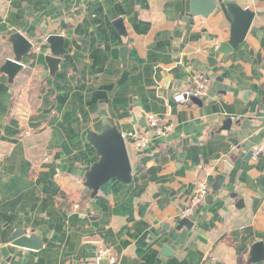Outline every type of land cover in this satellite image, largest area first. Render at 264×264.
I'll return each instance as SVG.
<instances>
[{
	"label": "crops",
	"instance_id": "1",
	"mask_svg": "<svg viewBox=\"0 0 264 264\" xmlns=\"http://www.w3.org/2000/svg\"><path fill=\"white\" fill-rule=\"evenodd\" d=\"M182 2L0 0V264H99L100 243L118 264H264L249 262L252 245L264 247V154L252 156L264 140V0H235L254 18L228 53L219 51L230 34L221 10L189 16ZM14 33L32 42L34 57L9 83L1 66L14 56ZM51 34L65 49L53 75L44 59ZM197 74L206 95L175 102ZM148 114L172 129L139 150L131 135L149 133ZM105 125L125 137L132 181L107 182L89 203L84 175L98 155L86 129ZM199 179L211 198L193 209L192 228L176 231ZM19 229L38 248L13 244Z\"/></svg>",
	"mask_w": 264,
	"mask_h": 264
},
{
	"label": "water",
	"instance_id": "2",
	"mask_svg": "<svg viewBox=\"0 0 264 264\" xmlns=\"http://www.w3.org/2000/svg\"><path fill=\"white\" fill-rule=\"evenodd\" d=\"M183 14L199 15L207 17L215 9H220L224 17L230 23V34L228 41L221 43L220 52L228 53L232 49L238 47L245 39L248 30L251 27L254 13L239 6L235 0H183ZM121 35L125 36L122 19L117 18L113 22ZM10 42L13 49V58H8L1 66V71L7 76L8 82L12 83L14 77L22 69L24 59L31 48L32 42L23 36L21 33H14L11 35ZM49 45V54L45 55L44 59L49 68L51 75L55 74L58 65L61 61L60 55L65 53L63 48L64 39L59 34H51L46 38ZM127 48L121 47L120 55L123 62L126 60ZM191 99L198 101L197 97L191 96ZM201 102V101H200ZM231 127V120L226 119L223 123L222 129L229 130ZM87 140L94 148L98 155V159L94 162L84 175V191L89 195V203L94 201L99 189L111 180H116L123 184H129L132 181V166L127 150V142L122 133L115 125H105L101 132H95L90 128L86 129ZM234 145L237 141L231 139ZM251 154V152L249 153ZM237 158V153L231 152L224 163L223 171L215 176L212 183V191L217 192L227 175H229L232 165ZM211 198L210 195L206 198ZM146 204L141 206V210L146 208ZM174 229L178 231L183 226L187 229L192 228L194 222L188 217H183L176 221ZM177 239L175 233L164 247L165 252H172L168 245L172 244L173 240ZM13 244L23 247L30 246L31 248H38V238L33 234L27 235L25 229H19L13 233L11 238ZM170 251V252H169ZM264 260V247L262 242H256L252 245L249 253V262L258 263ZM99 264H103L102 262Z\"/></svg>",
	"mask_w": 264,
	"mask_h": 264
},
{
	"label": "built area",
	"instance_id": "3",
	"mask_svg": "<svg viewBox=\"0 0 264 264\" xmlns=\"http://www.w3.org/2000/svg\"><path fill=\"white\" fill-rule=\"evenodd\" d=\"M207 92V80L202 74H197L191 85L185 91L176 93L174 95V101L177 103H183L189 101L191 96L203 98ZM148 134L137 132L131 135V141L136 149H144L150 138L161 136L166 134L172 129V125L168 124L163 118L154 114L147 115ZM125 138V137H124ZM264 154V140L255 145L252 149L253 158H257ZM208 168H204L208 174ZM210 190V183L205 179H199L195 183L194 190L190 196V207L182 211V215L190 217L193 213V209L201 204ZM96 260L98 263L103 264H118V256L114 249L108 244L100 243L97 248Z\"/></svg>",
	"mask_w": 264,
	"mask_h": 264
},
{
	"label": "trees",
	"instance_id": "4",
	"mask_svg": "<svg viewBox=\"0 0 264 264\" xmlns=\"http://www.w3.org/2000/svg\"><path fill=\"white\" fill-rule=\"evenodd\" d=\"M33 54H34V51H30L29 54L25 58H27L29 60L33 59V57H34ZM87 196H88V194L85 195V198H87Z\"/></svg>",
	"mask_w": 264,
	"mask_h": 264
}]
</instances>
